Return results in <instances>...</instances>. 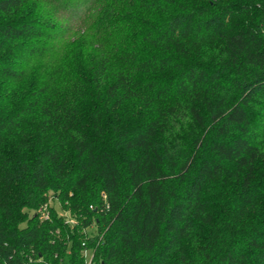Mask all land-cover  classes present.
Masks as SVG:
<instances>
[{
	"label": "trees",
	"instance_id": "trees-1",
	"mask_svg": "<svg viewBox=\"0 0 264 264\" xmlns=\"http://www.w3.org/2000/svg\"><path fill=\"white\" fill-rule=\"evenodd\" d=\"M101 262L264 264V0H0V264Z\"/></svg>",
	"mask_w": 264,
	"mask_h": 264
},
{
	"label": "rangeland",
	"instance_id": "rangeland-1",
	"mask_svg": "<svg viewBox=\"0 0 264 264\" xmlns=\"http://www.w3.org/2000/svg\"><path fill=\"white\" fill-rule=\"evenodd\" d=\"M49 203L50 204H53L54 205V207H55V209L56 210H59V204H58V202L57 201H53V197H52V195H50L49 196ZM45 207L46 206H44L42 209H40L39 211L41 212V213H43V214H45L46 212H47V210L45 209ZM59 212L60 213H63V215L68 219V221L71 223L73 220H72V218L70 217V213H68V212H66V211H64V210H59ZM95 230V227H89L88 229H87V231L88 232H93Z\"/></svg>",
	"mask_w": 264,
	"mask_h": 264
},
{
	"label": "water",
	"instance_id": "water-1",
	"mask_svg": "<svg viewBox=\"0 0 264 264\" xmlns=\"http://www.w3.org/2000/svg\"><path fill=\"white\" fill-rule=\"evenodd\" d=\"M100 264H104L103 262H101Z\"/></svg>",
	"mask_w": 264,
	"mask_h": 264
}]
</instances>
